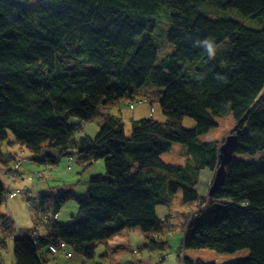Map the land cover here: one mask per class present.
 <instances>
[{
	"label": "trees",
	"instance_id": "1",
	"mask_svg": "<svg viewBox=\"0 0 264 264\" xmlns=\"http://www.w3.org/2000/svg\"><path fill=\"white\" fill-rule=\"evenodd\" d=\"M165 13L174 53L159 58L149 38L135 48ZM236 14L264 22V0H0V166L9 168L5 144L20 145L27 161L53 149L86 171L105 163L84 196L66 190L35 198L31 208L48 233L16 237L14 264H50L56 257L49 246L61 243L93 259L96 249L88 244L126 230L164 245L150 236L162 229L157 208L170 206L179 192L185 204L199 203L186 225L185 249H249L229 264H264V27L248 28ZM149 86L158 91L165 120L132 118L128 136L113 110L121 103L131 109ZM227 115L236 123V148L223 184L207 200L197 190L200 172L219 168L221 143L201 137ZM185 118L195 126L185 127ZM97 120L98 134H85ZM172 143L186 149L182 165L162 160ZM259 154L260 166L237 158ZM7 198L0 179V206ZM70 201L78 212L61 224L56 217ZM0 225L6 234L17 232L7 214Z\"/></svg>",
	"mask_w": 264,
	"mask_h": 264
},
{
	"label": "rangeland",
	"instance_id": "2",
	"mask_svg": "<svg viewBox=\"0 0 264 264\" xmlns=\"http://www.w3.org/2000/svg\"><path fill=\"white\" fill-rule=\"evenodd\" d=\"M233 15H235V13ZM236 15V18L239 19V21L248 28L261 29L264 27V22L260 19H249L247 17L240 16L239 14ZM170 29V14L168 15L167 13H165V15H163L160 20L156 22L154 29L146 31L143 36L136 39L135 48H138L143 40L149 38L159 49V58H163L170 54H173L174 50L171 49L169 43ZM198 65L200 66V63H198ZM142 92L143 94L139 97V99H137L136 101H132V103H134L136 106L134 110H131L128 107L124 108L126 106L125 103L119 104V106L115 107V109L113 110L114 114L122 115L124 128L128 136L131 133L132 118L141 119L154 117L159 121L165 120V116L163 115L161 109L158 91L156 90V88L149 86ZM143 98H147L148 101L146 99L144 100H146L148 103H139V101H142ZM119 109L123 110L119 112ZM216 122L217 127L212 129L208 134L202 136L201 139L204 142H219L221 143V146L225 142L227 137L233 135L232 131L234 130L236 123L232 115L218 117L216 118ZM183 124L187 128H193L195 126L194 120L190 118H185ZM89 126V132L93 134L90 135L95 137L100 130L97 129L98 121L91 123ZM8 132L12 133L10 130ZM7 146L9 145L5 144L3 146V150H5ZM185 151L186 149L183 145L172 143L169 150L162 156V160L167 164L182 165L186 159L185 157H183V155H185ZM261 157H263V154H259L255 157L237 156V158L243 159L257 166H260L259 159ZM24 160H27V158H24ZM24 162L25 167H28V165H30L29 161ZM104 168V161L98 160L94 164V166L90 168V171L98 172L97 174H99L104 171ZM204 172L208 173V178L204 179L203 182L202 175ZM7 175H10L11 177L8 178ZM5 176L7 179L12 180L14 177V173L8 172ZM214 177L215 172H212L209 169H204L200 172V181L197 186V190L199 194L202 197H205L207 200L209 199V191L213 185ZM69 203L70 204H67L68 206H66L62 211L61 218L62 220H64L63 218H68V221H61L62 223L59 222L61 224H69L72 222L73 218L71 216L73 215L71 213V208H74L72 207V205H75V207L78 208V203L76 201H70ZM198 204L199 203L185 204L182 200V194L179 192V194H176L174 196V199L170 206H159L157 208V216L160 220L163 221L162 229L161 231L152 235L158 243H164V245H159L156 247L153 246L150 238L144 234L140 237L139 240L135 241L134 254H130L128 255V257H125V255H123L124 249L117 247V245H115L114 243L109 242L110 240L103 243L94 242L88 244V246H94L96 249V255L93 259H87L84 256L77 254L72 248L68 247L67 253L70 252L73 256L72 258L64 257L63 254H59L56 259L51 260L50 264H119L120 260H123V264H182L183 258H191L194 260L201 259L205 262H213L217 264H229L235 262L238 259L248 257L250 255L249 249L240 250L232 254H221L210 249H185L184 240L186 225L189 221V216H191V214L197 210ZM4 207H6V204L4 206H0V210H3ZM28 213L29 215H32V213L35 214L33 208H31L30 206L28 207ZM75 214L76 213H74V215ZM15 221L16 223H18L16 218ZM19 221L25 223L27 221L26 216H20ZM32 226L34 228L33 232L37 233L34 221H32ZM1 228L2 226H0V235L4 234L8 236L2 237L3 239L6 238L5 240L7 246L1 247L3 249L1 250L2 253L0 255V262L4 264H14L15 257L13 247L15 232H11L12 234L9 232L8 234H6L4 233L3 228ZM40 228H43V226L41 225ZM18 230L20 229L18 228ZM138 231V233H143L141 230ZM19 236L20 235H18L17 237ZM179 254H181L182 256L180 257Z\"/></svg>",
	"mask_w": 264,
	"mask_h": 264
},
{
	"label": "crops",
	"instance_id": "3",
	"mask_svg": "<svg viewBox=\"0 0 264 264\" xmlns=\"http://www.w3.org/2000/svg\"><path fill=\"white\" fill-rule=\"evenodd\" d=\"M97 121V129H100L101 121ZM89 125L85 126L84 132L86 131L87 133L85 132V134L91 136L90 134L92 133L89 132ZM22 151L24 152L22 147L17 144H10L5 148V150H3L4 157L10 160L9 168L10 170L12 169L14 177L12 180L7 179L5 175L7 169L9 168L0 166V179L2 180L3 185L6 189V193L8 195L6 207H4L3 210H0V215L7 214L12 217L16 225V229L18 230L19 228V231H21L23 233V236L26 237L34 233V228L32 226V221H34L36 228H39V235L43 236L46 235L48 231L46 227L43 226V224H39L36 214L32 213V215H29L28 200L35 199L39 194L42 193H56L58 191L66 190H73V192L77 196H84L87 191L90 178L96 175L98 172H92L90 171V169L87 171L84 170L83 167L80 166L76 161H69L68 156H64L59 150L53 149H45L33 158L29 156L31 158L29 159L30 165L25 164L28 165V167H25L23 164L22 168L19 169L18 172L14 169L15 161L28 157L25 152L22 154ZM49 158L54 162L51 163L47 161ZM16 192H19L20 194L14 196L13 193ZM67 204L70 203L68 202ZM67 204L62 208L61 212L56 217L58 222L68 221V218H63L64 220L61 219L62 211L66 206H68ZM72 207L74 208H71V213L74 216V213L77 214L78 208H76L75 205H72ZM23 215H25L27 219L25 223L19 221V217H23ZM15 218L17 219L18 223H16ZM41 225L43 226V228H40ZM138 230L139 229L123 231L114 236L109 242L114 243L115 245H117V247L123 248V255H125V257H128V255L134 254L135 241L139 240L140 237L144 235V233H138ZM4 236L6 237L8 235L2 234L0 235V239H2V237ZM17 236L18 235H16V237ZM150 236L153 235L151 234ZM2 249L3 248L0 249V255L2 253ZM67 249L68 247L66 246L63 250H61L60 254H63L64 257H66L64 252H67ZM57 256L58 255L54 256L51 254L50 257L55 258ZM122 261L123 260H120L119 264H123Z\"/></svg>",
	"mask_w": 264,
	"mask_h": 264
},
{
	"label": "water",
	"instance_id": "4",
	"mask_svg": "<svg viewBox=\"0 0 264 264\" xmlns=\"http://www.w3.org/2000/svg\"><path fill=\"white\" fill-rule=\"evenodd\" d=\"M237 138L235 135H230L227 137L225 142L220 146V166L215 171V177L213 185L209 191V195H212L213 192L220 187L225 180V168L229 164L234 156V151L236 148Z\"/></svg>",
	"mask_w": 264,
	"mask_h": 264
},
{
	"label": "built area",
	"instance_id": "5",
	"mask_svg": "<svg viewBox=\"0 0 264 264\" xmlns=\"http://www.w3.org/2000/svg\"><path fill=\"white\" fill-rule=\"evenodd\" d=\"M144 102H147V101L144 100V101H140L139 103H144ZM131 109H135V105H131ZM70 160H73V159H70ZM21 164H22L21 162H19L18 164H16V170H19L20 169ZM7 176H8V178L11 177L10 175H7ZM18 194H19V192L13 193L14 196H16ZM36 204H37V199H30V200H28V205L30 207H34ZM45 220H46V218H45ZM36 230H37V233L34 232V233L30 234L28 237H30L32 239H35L39 235V228L37 227ZM22 234L23 233L21 231L17 230V232L15 233V236L16 235H22ZM5 239L6 238L0 239V248L3 247V246H5V245H7ZM65 247H66L65 244H62V243L60 245H58V246L50 245L49 246V251H50V253L52 255L56 256V255H59L60 252H61V250H63ZM64 254L68 258H71L72 257V255L69 254V253H67V252H64ZM0 264H4V263L0 262Z\"/></svg>",
	"mask_w": 264,
	"mask_h": 264
},
{
	"label": "bare ground",
	"instance_id": "6",
	"mask_svg": "<svg viewBox=\"0 0 264 264\" xmlns=\"http://www.w3.org/2000/svg\"><path fill=\"white\" fill-rule=\"evenodd\" d=\"M208 173H203V175H202V181L204 182V179H207L208 178V175H207Z\"/></svg>",
	"mask_w": 264,
	"mask_h": 264
},
{
	"label": "clouds",
	"instance_id": "7",
	"mask_svg": "<svg viewBox=\"0 0 264 264\" xmlns=\"http://www.w3.org/2000/svg\"><path fill=\"white\" fill-rule=\"evenodd\" d=\"M207 46H208L209 51L211 52V50H212L211 49V44H208Z\"/></svg>",
	"mask_w": 264,
	"mask_h": 264
}]
</instances>
